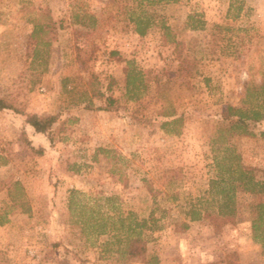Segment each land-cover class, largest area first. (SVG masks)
<instances>
[{
	"label": "rangeland",
	"instance_id": "obj_1",
	"mask_svg": "<svg viewBox=\"0 0 264 264\" xmlns=\"http://www.w3.org/2000/svg\"><path fill=\"white\" fill-rule=\"evenodd\" d=\"M131 6L133 0H0V101L14 109L0 110V155L9 159L0 160V264H140L127 261L112 238L117 220L99 234L102 214H95L110 206L116 218L149 222L142 237L159 264L232 255L237 264H264V238L252 231V206L264 195L238 192L236 223L218 231L186 216L194 206L216 207L210 181L218 176L215 160L232 155L226 147L264 182V122L253 138L227 136L221 121L224 106H241L246 87L264 81V0L157 6L178 44H165L160 28L134 34L125 15ZM37 24L49 31L41 36L50 43L41 47L46 66L34 59ZM131 61L154 77L136 103L125 89ZM91 73L103 99L88 89ZM109 97L114 106L101 110ZM163 109L183 115L181 135L161 130ZM33 115H60L54 145L26 126ZM23 131L42 156L19 147ZM15 182L30 213L6 208Z\"/></svg>",
	"mask_w": 264,
	"mask_h": 264
},
{
	"label": "trees",
	"instance_id": "obj_2",
	"mask_svg": "<svg viewBox=\"0 0 264 264\" xmlns=\"http://www.w3.org/2000/svg\"><path fill=\"white\" fill-rule=\"evenodd\" d=\"M182 0H133V6L125 10L127 22L132 26L133 33L140 38L146 37L154 28H160L163 33L165 44H178L175 36L172 34V29L162 21L156 13L155 8L160 5L178 4ZM191 18V17H190ZM192 19V18H191ZM198 26H192L193 29L202 27V23L198 22ZM48 27L44 25H35L32 37L37 39V46L34 51V59L40 60L46 66L47 60L41 57V47H48L49 42L43 40L41 36L46 35L49 31ZM45 67L44 70H46ZM152 71H145L136 66L134 61L127 63L125 70V89L126 96L131 102H139L148 91V83L151 82ZM101 83L98 77L91 73L88 80V89L93 92L95 97L100 99L104 98V94L99 91ZM106 106L101 108L104 111H110L114 106L115 99L109 97L105 99ZM92 106V103L89 102ZM14 110L12 106L6 105L0 101V110ZM159 116L163 118L161 123V130L167 135L178 136L183 132L184 117L178 114L177 111H160ZM221 121L227 124L222 131L227 136H246L256 137L253 129L260 123L264 122V81L260 85L247 86L244 92V97L241 101V106L226 105L221 112ZM60 123V115H46L29 116L25 124L28 128L32 129L35 134L47 135L51 145H54V130ZM260 138L264 141V131L260 133ZM19 147L27 152L30 157L42 156L44 154L43 148L36 149L29 140L27 131H23L19 140ZM103 154H112L111 151L100 149ZM225 152H231L232 155L226 159L215 160L218 176L216 179L210 181V191L212 195L210 202L216 207L213 211L204 208L202 205L199 207H191L186 216L190 222H198L206 220L215 229L220 230L228 225L236 223L235 217L237 215L236 194L243 192L246 194L261 196L264 195V182L256 180L253 174L254 169H251L241 162L239 155H236L232 147H226ZM2 154V153H1ZM2 164H7L9 159L4 155H0ZM226 176V177H225ZM76 192L71 193L69 199V209H75L74 199L72 198ZM7 194L11 205H6V208H19L22 213H30L31 208L27 202L25 191L22 185L18 182L11 183L7 187ZM111 203V198L105 199ZM11 206V207H10ZM104 213L97 212L95 215H101L100 223L96 225L99 234H106V228L110 221L112 225L115 220L118 221L119 227L114 228L115 235L113 239L119 245L123 246L122 255L127 261H139L140 264H159L158 257L150 255L147 249V243L143 239V231L148 229L149 222L147 220L137 221L129 217H124L121 214L116 218L111 214L115 211L114 207ZM85 210V208H82ZM86 211V210H85ZM253 220L252 231L254 239L264 238V200L252 206ZM95 212H91V215ZM5 213L0 215V225L5 223ZM91 218V217H90ZM95 220V221H96ZM96 224V223H95ZM184 229H188L187 224L182 225ZM110 233V232H109ZM209 264H237L234 255L226 259Z\"/></svg>",
	"mask_w": 264,
	"mask_h": 264
}]
</instances>
